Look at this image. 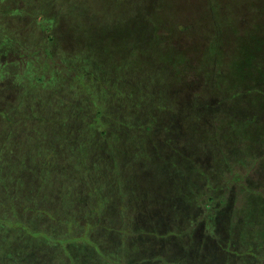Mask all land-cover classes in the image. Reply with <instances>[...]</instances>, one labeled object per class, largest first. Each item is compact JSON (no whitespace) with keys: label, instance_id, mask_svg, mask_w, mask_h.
I'll list each match as a JSON object with an SVG mask.
<instances>
[{"label":"rangeland","instance_id":"rangeland-1","mask_svg":"<svg viewBox=\"0 0 264 264\" xmlns=\"http://www.w3.org/2000/svg\"><path fill=\"white\" fill-rule=\"evenodd\" d=\"M224 256L264 264V0H0V264Z\"/></svg>","mask_w":264,"mask_h":264},{"label":"trees","instance_id":"trees-1","mask_svg":"<svg viewBox=\"0 0 264 264\" xmlns=\"http://www.w3.org/2000/svg\"><path fill=\"white\" fill-rule=\"evenodd\" d=\"M96 100H95V98H94V104L93 105H95V104H97L96 102H95ZM100 113H98L97 112V115H99ZM24 162H25V160H24ZM16 197H18V196H16ZM58 229H60L61 230V228L59 227ZM50 246V245H49ZM224 258L226 259V258H229V256H224ZM228 259H226V261H225V264H228ZM248 261H245L244 263L242 262L241 264H246ZM254 262H256V260L254 261ZM258 262V261H257ZM260 264V263H259Z\"/></svg>","mask_w":264,"mask_h":264}]
</instances>
